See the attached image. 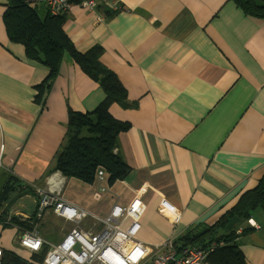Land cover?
<instances>
[{
  "label": "crops",
  "instance_id": "obj_1",
  "mask_svg": "<svg viewBox=\"0 0 264 264\" xmlns=\"http://www.w3.org/2000/svg\"><path fill=\"white\" fill-rule=\"evenodd\" d=\"M6 5L0 0V191L9 183L15 192L0 215L44 190L88 212L78 228L97 233L95 217L140 198L146 210L134 239L156 252L169 239L213 225L256 187L264 171V19L247 16L233 0H107L93 11L71 5L62 15L68 42L80 54L99 47L100 63L134 105L109 108L128 124L118 136L127 176L109 184L105 173L86 184L50 171L66 145L68 112L93 113L104 93L67 53L49 90H38L49 70L9 41ZM34 8L46 17L43 5ZM162 201L179 214L178 224L161 211ZM51 216L39 231L55 245L75 225L58 218L64 230L52 239L40 230ZM247 227L253 230L237 240L246 264H264L262 211ZM18 234L0 223V248L29 261Z\"/></svg>",
  "mask_w": 264,
  "mask_h": 264
},
{
  "label": "trees",
  "instance_id": "obj_2",
  "mask_svg": "<svg viewBox=\"0 0 264 264\" xmlns=\"http://www.w3.org/2000/svg\"><path fill=\"white\" fill-rule=\"evenodd\" d=\"M36 0H7L3 14V24L10 42L23 46L26 57L40 61L49 70L48 79L38 90L44 94L49 90L58 71L64 54L91 78L104 93V100L93 113L69 111L65 133L66 145L57 156L50 173H60L67 179H76L86 184H93L99 170L107 175L108 183L123 180L128 174V166L118 151V136L128 129V124L114 119L109 108L117 103L123 108H131L127 102L126 91L117 76L104 67L99 57L101 49L93 47L84 54L78 53L68 42L62 30L63 16L54 17L47 13L41 19L35 8ZM246 14L264 19V0L259 4L255 0H233ZM44 56L40 60L38 55ZM43 95L38 92L37 98ZM13 184V182H12ZM15 192V186L6 184L0 191V209L4 208L8 197ZM256 210H261L264 217V171L252 190L244 192L236 204L226 211L213 225L199 227L189 231L173 241L174 249L180 253L185 248H216L208 255V264H246L237 241L242 235L253 229L247 227ZM32 218L0 215V223L6 227H17L21 231L32 228ZM241 233L238 234V230ZM48 248L38 255H32L26 261L14 253L3 252L1 264H38Z\"/></svg>",
  "mask_w": 264,
  "mask_h": 264
},
{
  "label": "built area",
  "instance_id": "obj_3",
  "mask_svg": "<svg viewBox=\"0 0 264 264\" xmlns=\"http://www.w3.org/2000/svg\"><path fill=\"white\" fill-rule=\"evenodd\" d=\"M99 1L107 0H36L35 4L43 5L49 15L58 17L66 13L71 5L93 11ZM114 9L120 10L121 7ZM104 176L102 170L96 174L100 182ZM104 190L101 187V191ZM34 196L37 200V209L35 214L29 217L33 219L32 228L26 231L15 228L20 234L17 246L30 257L48 248L40 264H202L216 248L215 244L208 250L187 247L177 253L173 246L175 239H169L158 248V251L149 250L143 243L134 239L140 228V219L146 210V205L140 198H135L126 207L114 205L105 218L95 219L101 224L102 229L97 233H89L78 228L83 220L91 217L88 212L65 202L56 193L37 189ZM160 209L172 223H179V214L168 203L162 201ZM48 211L57 218L75 225L55 245H48L39 231V224ZM11 216L13 215L9 214V219ZM126 219H129L130 223L123 230L121 223ZM241 231L239 229L237 233L240 234ZM3 252L0 248V264Z\"/></svg>",
  "mask_w": 264,
  "mask_h": 264
},
{
  "label": "rangeland",
  "instance_id": "obj_4",
  "mask_svg": "<svg viewBox=\"0 0 264 264\" xmlns=\"http://www.w3.org/2000/svg\"><path fill=\"white\" fill-rule=\"evenodd\" d=\"M107 189V188H104ZM75 196H77L75 194ZM64 200V199H63ZM65 201V200H64ZM67 202V201H65ZM69 203V202H67ZM71 204V203H69ZM72 205V204H71ZM37 209V201L35 197H31V196H25L21 199H19L11 208L10 210H8L9 214H19V215H24V216H29L32 217ZM112 209V208H111ZM111 211V210H110ZM109 211V213H110ZM261 210H258V212ZM47 213H51L50 211H48ZM46 213V215H47ZM108 213V214H109ZM53 214V213H52ZM107 214V215H108ZM54 215V214H53ZM106 215V216H107ZM93 216V215H92ZM105 216V217H106ZM45 217V216H44ZM95 217V216H93ZM103 217V218H105ZM96 219H99V217H95ZM102 219V218H101ZM58 218L56 216H51V219L47 220L46 222H44L43 225L40 226V230H42L44 233H46L49 237H51L52 239H56L58 238V236H60V233L64 230L60 229L62 227L61 222H58ZM52 226H54V229H52ZM57 226H61L60 228ZM74 227V226H73ZM10 238V237H9ZM17 238L19 241L20 238V234L17 235ZM11 240V239H10ZM25 257V256H24ZM29 258V256H28ZM33 260V258H31Z\"/></svg>",
  "mask_w": 264,
  "mask_h": 264
},
{
  "label": "water",
  "instance_id": "obj_5",
  "mask_svg": "<svg viewBox=\"0 0 264 264\" xmlns=\"http://www.w3.org/2000/svg\"><path fill=\"white\" fill-rule=\"evenodd\" d=\"M179 257H177V259H178Z\"/></svg>",
  "mask_w": 264,
  "mask_h": 264
}]
</instances>
